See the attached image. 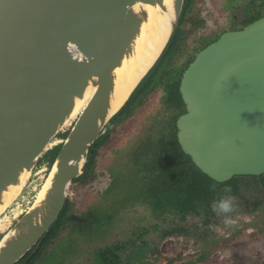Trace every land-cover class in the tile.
I'll list each match as a JSON object with an SVG mask.
<instances>
[{"label": "water", "instance_id": "obj_1", "mask_svg": "<svg viewBox=\"0 0 264 264\" xmlns=\"http://www.w3.org/2000/svg\"><path fill=\"white\" fill-rule=\"evenodd\" d=\"M185 1L171 0L166 44L116 109L120 71L136 57L151 9L169 13L167 0H0V218L68 130L44 193L41 186L0 238V264H17L39 248L91 148L162 56ZM180 93L186 113L177 120L178 141L202 173L219 183L264 174V17L201 50L182 75Z\"/></svg>", "mask_w": 264, "mask_h": 264}, {"label": "rangeland", "instance_id": "obj_2", "mask_svg": "<svg viewBox=\"0 0 264 264\" xmlns=\"http://www.w3.org/2000/svg\"><path fill=\"white\" fill-rule=\"evenodd\" d=\"M206 10L212 25L205 31H192L195 21L199 19L198 14ZM189 18L182 25L187 34L188 52L180 58L179 63L194 55L200 38L238 27L221 14L219 0L197 3L195 12L190 13ZM162 93L155 92L133 119L117 127H107L109 138L98 150V179L91 187L81 189L75 186V190H71L70 199L77 202L73 214L85 217L84 214L93 213L100 218L106 211V217L102 218L108 216L113 222L108 220L107 227L103 229L105 233L98 225H87L82 232H74V224H71L68 230L59 233L58 239L49 242V252L54 249L53 243L60 245L55 249L56 255L51 254L53 261L49 264H98L100 251L108 248L115 250L121 261L134 253L126 264H264V190L256 185L252 184L254 186L249 187L248 192L241 187L238 197L231 196L234 198L232 212L221 215L214 212L208 219L203 214L187 216L184 221L170 214H158L157 217L138 199L146 187L139 178L146 174L136 160H144V156L143 159L139 158L142 150L150 161L153 157H159L164 149L165 123L170 119V114L165 111ZM65 132L68 133V130L62 133ZM61 140L60 137L55 139V145H60L58 142ZM48 171V164L37 167L25 194L9 212L10 218L7 220L5 215L0 218V237L1 232H7L32 205L36 194L45 184ZM112 171L120 174L119 181H115ZM224 215L231 216L236 223L225 227ZM174 228L182 229L183 233L162 237ZM42 244L43 241L40 246ZM202 255L205 258L199 261Z\"/></svg>", "mask_w": 264, "mask_h": 264}, {"label": "trees", "instance_id": "obj_3", "mask_svg": "<svg viewBox=\"0 0 264 264\" xmlns=\"http://www.w3.org/2000/svg\"><path fill=\"white\" fill-rule=\"evenodd\" d=\"M189 5L190 3L188 6ZM188 6H185V10L189 8ZM184 17L180 19L179 27L156 65L133 92L120 112L110 122L111 125L117 127L129 119H133L137 111L147 105L150 97L155 92H163L162 95L166 105L165 111L170 114L168 117L170 119L165 123L164 149L163 151L160 150L161 153H159V157H153L150 161L147 154L142 150V154L139 158L143 159L144 156V160H136V164L142 166L146 174L142 176V178H139L142 185L146 187L145 190L138 195V199L140 198V201L146 205L154 216L158 217V214L161 216L170 214L174 218L182 221L186 220L187 216L201 214L208 219L212 216L211 214L214 213L212 210L214 201L225 195H230L234 198L238 197L242 191L241 187H243L246 192L249 191V187H253L254 185H256L258 189L264 190V174L261 176H236L224 183H219L211 179L194 165L190 156L183 152L179 144L177 137L178 128L176 124L178 118L186 113L185 104L180 93L181 78L184 71L194 61L196 54L205 48L196 46L194 48V55L186 58L182 63H179L180 58L188 52L186 43L187 34L186 31L182 29V23L185 20ZM111 125H109V127ZM108 130L109 128H107L106 133L101 136L91 148L84 173L79 179L73 182V190H75V186L81 189L88 186L91 187L98 179V150L103 142L109 138L110 131ZM67 135L68 133L65 132L61 133L59 137L65 139ZM58 143H61V141ZM60 148L61 145H57L50 149L40 160L39 165L48 164L50 169ZM112 172L115 181H119L120 174L115 171ZM180 172H182V174H179ZM147 181L150 183L148 184ZM252 184L254 185L252 186ZM213 185H215V187H213ZM225 186H230V193H224L223 189ZM76 205L77 202L75 200L69 199L59 219L43 239V244L38 249H34L27 254L17 264H49L51 260L53 261V255H56L55 249L60 246L59 244L53 243L54 252L53 250L49 252V242L58 239L59 233L68 230L71 224H74V232H82V230L86 229L87 225H98L101 232L105 233L106 230L103 231V229L108 220L113 222L108 216L107 218H102L106 217V211L105 215L100 217L102 218L101 221L100 218L97 217L98 215H94L93 213L84 214V222L72 221L70 217L76 212L74 209ZM182 233V229L174 228L164 233L162 237H164V235L178 236ZM51 254L53 255L51 256ZM134 255V253H130L126 257V260L121 261L115 253V250L113 251L112 248H108L105 251L103 249L100 251L98 264H126L127 259ZM204 258L205 256L202 255L198 260L201 261Z\"/></svg>", "mask_w": 264, "mask_h": 264}, {"label": "bare ground", "instance_id": "obj_4", "mask_svg": "<svg viewBox=\"0 0 264 264\" xmlns=\"http://www.w3.org/2000/svg\"><path fill=\"white\" fill-rule=\"evenodd\" d=\"M167 3L170 7V11L164 15L158 13L156 9H151L150 20L145 24L142 36L138 42L136 57L130 65L127 64V66L120 71V83L117 88L118 99L115 103L116 109L122 106L128 99L133 88L155 62L168 40L172 14L171 0H167ZM21 187L15 189L16 191L14 190L15 192L8 202H12ZM45 189L46 185L44 184L39 196L44 193Z\"/></svg>", "mask_w": 264, "mask_h": 264}, {"label": "flooded vegetation", "instance_id": "obj_5", "mask_svg": "<svg viewBox=\"0 0 264 264\" xmlns=\"http://www.w3.org/2000/svg\"><path fill=\"white\" fill-rule=\"evenodd\" d=\"M188 1L189 0L185 1L182 14V17L185 16V20L182 25H185V23L190 19L189 14H193L195 12V5L197 3H202L204 0H190L189 6V3L187 4ZM185 6H188L189 8L185 10ZM219 7L221 14L226 16V20H230L231 24L235 23L238 25L237 28L230 29L227 32L243 30L256 20L264 17V0H219ZM207 14V10L204 13L200 12V14H198L199 19L198 21H195V26L192 28V31L196 32L197 29L205 31L207 27L212 25L211 21L207 17ZM227 32L222 30L212 36L205 35L202 38L199 37L200 39L198 38L199 40L197 41L198 45L206 48Z\"/></svg>", "mask_w": 264, "mask_h": 264}, {"label": "clouds", "instance_id": "obj_6", "mask_svg": "<svg viewBox=\"0 0 264 264\" xmlns=\"http://www.w3.org/2000/svg\"><path fill=\"white\" fill-rule=\"evenodd\" d=\"M213 187H215V185H213ZM223 191L226 194L230 193L231 192L230 186H225ZM233 199L234 198L231 197L230 195L221 196L218 200L214 201V203L212 205L213 212H215L217 215L227 214V213L232 212L233 211ZM81 218H83V217H81ZM223 223H224L225 227H228V226L234 225L236 223V220L234 218H232L231 216L224 215ZM2 232H1V234L3 235L4 233H2ZM5 233H6V231H5Z\"/></svg>", "mask_w": 264, "mask_h": 264}, {"label": "built area", "instance_id": "obj_7", "mask_svg": "<svg viewBox=\"0 0 264 264\" xmlns=\"http://www.w3.org/2000/svg\"><path fill=\"white\" fill-rule=\"evenodd\" d=\"M10 212H11V211H10ZM9 215H10V213H8L7 216H5V217H7V220L10 218ZM15 218H16L15 215H13V219H15Z\"/></svg>", "mask_w": 264, "mask_h": 264}]
</instances>
